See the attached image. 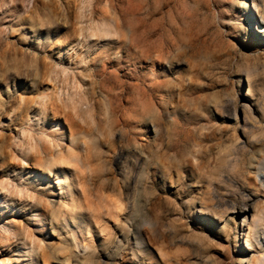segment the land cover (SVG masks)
I'll return each instance as SVG.
<instances>
[{
	"label": "rangeland",
	"instance_id": "374dc122",
	"mask_svg": "<svg viewBox=\"0 0 264 264\" xmlns=\"http://www.w3.org/2000/svg\"><path fill=\"white\" fill-rule=\"evenodd\" d=\"M246 1L0 0V264H264Z\"/></svg>",
	"mask_w": 264,
	"mask_h": 264
},
{
	"label": "bare ground",
	"instance_id": "6f19581e",
	"mask_svg": "<svg viewBox=\"0 0 264 264\" xmlns=\"http://www.w3.org/2000/svg\"><path fill=\"white\" fill-rule=\"evenodd\" d=\"M243 5H244V8H246L247 9V15L248 16H250L251 18H252V15L248 12V4H247V1L245 0V2L243 3ZM247 16V17H248ZM248 24L249 23H251V20L250 19H248ZM260 28H262L263 29V31H264V27H260ZM249 78H250V76H249ZM248 81H249V83H250V79H248ZM125 234H127L128 232H129V230L128 229H126L125 228ZM133 231V230H132ZM80 233H82V231H80ZM134 233L140 238V239H142V236H145V235H148V237H146V240H147V242L148 241H153V235H154V232L153 231H149V230H146L145 232H143V231H141V230H135L134 231ZM109 234V233H108ZM111 234H112V243L113 242H115V240H116V236L119 234V233H117V232H114L113 231V233L111 232ZM77 247H78V242H77V240L76 239H74V243H73V248H72V253H73V255L75 256V257H77L78 259L80 258V255H83V256H87V255H89L90 254V251H79V250H77ZM62 248H66V246H62ZM98 252V251H97ZM100 255V254H99ZM105 255V254H104ZM103 255V256H104ZM74 258V257H73ZM105 258V257H104ZM43 259V258H42ZM45 259V258H44ZM84 260V262H85V264H90V262L88 261V259L87 258H84L83 259ZM76 261V260H75ZM94 260H92V262H93ZM82 262V261H81ZM79 263V262H78ZM83 263V262H82Z\"/></svg>",
	"mask_w": 264,
	"mask_h": 264
}]
</instances>
